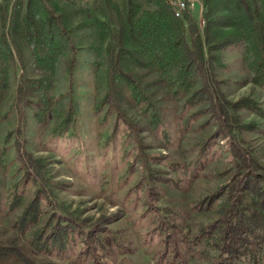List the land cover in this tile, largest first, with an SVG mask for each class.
I'll return each mask as SVG.
<instances>
[{
  "label": "rangeland",
  "instance_id": "374dc122",
  "mask_svg": "<svg viewBox=\"0 0 264 264\" xmlns=\"http://www.w3.org/2000/svg\"><path fill=\"white\" fill-rule=\"evenodd\" d=\"M92 2L0 0V191L3 201L16 191L23 199L14 214L3 206L0 241L17 237L12 228L17 216L41 191L47 209L40 226L48 218L49 229L67 219L85 233L103 230L89 245L81 244L78 231L70 234L58 264H173L165 250L171 248L167 234L174 231V214L193 235L216 220L225 206L224 197L209 206L206 202L229 178L220 174L229 167L228 141H210L205 159L199 156L201 144L218 125L211 100L191 106L190 94L170 99L165 97L170 88L162 87L153 97L163 118L155 124L145 103L108 79L107 40L99 41L80 10ZM200 6L202 0L196 9ZM45 10L59 16L66 30L53 36L61 45L55 57L36 55L24 30L26 12L43 19ZM189 13L203 40L202 17ZM187 41L191 43L189 33ZM217 56L206 77L214 100L250 98L263 109L240 108L237 115L244 127L240 132L231 129V136L264 169V86L251 82L239 45ZM124 68L142 84L157 79L147 69L132 64ZM150 86L149 93L156 89ZM201 86L198 81L193 91ZM200 108L206 110L203 117L194 115ZM18 149L36 169L25 171Z\"/></svg>",
  "mask_w": 264,
  "mask_h": 264
},
{
  "label": "trees",
  "instance_id": "16d2710c",
  "mask_svg": "<svg viewBox=\"0 0 264 264\" xmlns=\"http://www.w3.org/2000/svg\"><path fill=\"white\" fill-rule=\"evenodd\" d=\"M81 7L87 15L85 25L95 30L99 41L107 40L108 79L126 86L138 102L145 103L155 124L163 118L153 97L166 87L170 88L165 93L166 98H183L190 94L187 102L191 106L211 100L210 107L218 125L213 135L201 144L199 156L202 159L206 157L210 141L219 138L228 141L229 167L220 174L229 178L206 202L209 206L224 197L225 206L220 216L190 235L188 227L174 214V231L167 234L171 240V248L165 250L167 258L173 264H264V169L251 150L242 149L231 136V129L240 132L244 127L237 115L240 108L260 112L263 109L250 98L233 103L223 98L215 101L206 79L211 63L218 60L217 53L239 45L251 71V82L264 86V0H202L203 40L189 11L175 17L168 0H122L119 3L93 0L91 6ZM44 16L36 19L26 12L24 30L29 32L36 55L55 57L61 45L53 36L66 30L59 16L55 17L48 10ZM15 22L18 32L22 33L17 18ZM1 39L4 40L3 34ZM128 64L155 72L157 79L151 84H142L139 77L124 68ZM198 81L202 86L193 91ZM153 84L156 89L147 92ZM205 113L206 110L200 108L194 115L203 117ZM17 152L25 171L31 167L36 169L28 154H25L28 159L25 162L19 149ZM9 198L3 201L0 191V212L5 206L7 214H14L22 208V194L16 191ZM42 203L41 191H38L17 216L12 226L17 237L0 241V264H58L59 256L67 249L70 234L78 231L83 235L81 244L89 245L97 233L103 232L92 229L85 233L80 224L67 219L55 222L49 229L52 219L48 218L40 226L47 209ZM21 237H28L23 245L19 243ZM54 250L57 254L52 253Z\"/></svg>",
  "mask_w": 264,
  "mask_h": 264
},
{
  "label": "built area",
  "instance_id": "2783aa9c",
  "mask_svg": "<svg viewBox=\"0 0 264 264\" xmlns=\"http://www.w3.org/2000/svg\"><path fill=\"white\" fill-rule=\"evenodd\" d=\"M200 0H168L175 17H181L184 11L196 10Z\"/></svg>",
  "mask_w": 264,
  "mask_h": 264
},
{
  "label": "crops",
  "instance_id": "0c3cea01",
  "mask_svg": "<svg viewBox=\"0 0 264 264\" xmlns=\"http://www.w3.org/2000/svg\"><path fill=\"white\" fill-rule=\"evenodd\" d=\"M201 3V0H200V2L198 3V4H200ZM202 7L200 6V9H196L195 11H193V18L195 17V15H194V13H196V15L198 14L199 15V18H201L202 17Z\"/></svg>",
  "mask_w": 264,
  "mask_h": 264
}]
</instances>
